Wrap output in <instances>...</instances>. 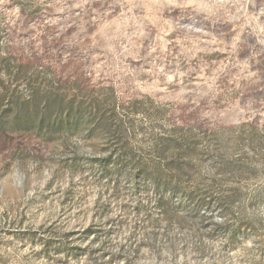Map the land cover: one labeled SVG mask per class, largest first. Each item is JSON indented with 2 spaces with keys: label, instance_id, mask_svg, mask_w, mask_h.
Here are the masks:
<instances>
[{
  "label": "rangeland",
  "instance_id": "obj_1",
  "mask_svg": "<svg viewBox=\"0 0 264 264\" xmlns=\"http://www.w3.org/2000/svg\"><path fill=\"white\" fill-rule=\"evenodd\" d=\"M0 264H264V0H0Z\"/></svg>",
  "mask_w": 264,
  "mask_h": 264
},
{
  "label": "trees",
  "instance_id": "obj_2",
  "mask_svg": "<svg viewBox=\"0 0 264 264\" xmlns=\"http://www.w3.org/2000/svg\"><path fill=\"white\" fill-rule=\"evenodd\" d=\"M37 116H38V114H37ZM24 119H31V118H30V115H29L27 118H24ZM39 119H46V118H45V115H44V116H43V115H39ZM48 119H49V118H48ZM70 119H72L71 115H67L65 118H61V123H62L63 121H65V123L69 124ZM42 121H43V120H42ZM26 122H29V121H26Z\"/></svg>",
  "mask_w": 264,
  "mask_h": 264
}]
</instances>
